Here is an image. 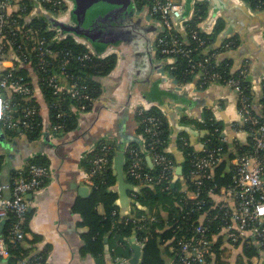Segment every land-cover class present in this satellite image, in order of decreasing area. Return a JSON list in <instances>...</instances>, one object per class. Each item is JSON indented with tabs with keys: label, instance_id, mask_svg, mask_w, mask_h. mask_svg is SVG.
<instances>
[{
	"label": "trees",
	"instance_id": "trees-1",
	"mask_svg": "<svg viewBox=\"0 0 264 264\" xmlns=\"http://www.w3.org/2000/svg\"><path fill=\"white\" fill-rule=\"evenodd\" d=\"M252 9L264 10V0H243ZM25 3L24 11L20 14H25L19 21L22 27L34 26L40 34L47 37L49 43L56 48H62L65 52H70L75 55L88 53L89 59L84 61H76L73 59L70 63L71 69L75 70L78 75L87 84L88 92L92 98V102L85 103L86 110L90 109L94 100L101 93V85L98 78L109 74L116 65V54L101 55L93 52L85 44L76 41L70 35H60L55 39L57 27L52 26L46 19L47 13L51 14L57 7L51 4H43L39 0H23ZM136 8L145 9L151 8V0H134ZM63 9H66L67 5ZM50 10V11H49ZM58 10V8H57ZM44 13V14H42ZM208 13V4L204 1L194 3L193 16L186 21L184 37L179 32L172 31L176 36H179L184 41L188 42L187 48L195 49L187 55H174L175 64L170 68L171 64L166 67L173 78L184 83L191 80L196 71L203 72L204 76L211 73H218L221 76V81L229 77L236 76L237 72L232 70L233 61L229 57L219 59L213 56V53H222L225 51L223 47L225 43L229 47H234L237 40L234 38H226L219 46L212 48V45L217 39L218 34L223 28V21L218 20L211 34L202 33L198 24L202 22ZM21 27V29H22ZM58 30V29H57ZM195 32V34H194ZM205 40V45L199 46L198 43ZM160 47L156 51V56L159 59H164L168 54L160 51ZM188 58H192L195 62L203 61L204 68L192 67ZM206 60V61H205ZM16 75H28L26 66L17 69ZM201 87L204 88L209 81L201 80ZM243 96L251 99V94L248 90L247 83L241 81ZM42 86V85H41ZM5 97L9 98V103L17 106V110L12 112V120L23 115V106L32 107L35 112L27 118V125L20 127L21 132L29 139L35 140L40 137L43 130L42 104L47 106L48 120L50 126H58V129L53 130L57 136H62L66 132L74 130L77 127V112L81 106L83 99L69 98L67 95H57L47 84L41 87V94L26 98L21 94L15 93L12 88L1 89ZM84 101V100H83ZM250 109H251V105ZM239 107H241L239 103ZM251 114L258 117L260 122L264 123V117L257 115L251 110ZM153 117L157 121V127L153 125L148 118ZM135 118L138 123L136 134L138 140H131L124 149L125 167L127 171L129 164L134 159H138L143 165V173H149L155 177V183L152 186H141L138 192L132 193V214L134 218L146 216L144 220L134 221V219L124 218L118 210L116 201L118 193L114 190L117 182L116 176L113 173L112 163L116 154L117 147L114 143L106 140H101L95 146L94 150L88 154L84 161V168L93 181L91 194L77 205V211L82 216L83 225L89 227V232L85 235L86 251H91L95 254H103L101 237L106 234L109 237L110 251L113 258L123 257L128 258L131 250L128 244V238L132 235L143 245L142 247V264H167V258L171 259L174 264H177L179 257L182 255L180 246L184 241L190 240L196 236L195 227L199 224L207 228V236L211 241L210 253L206 257L208 264H228L222 261V253L228 247H242L240 255L235 259V264H262L264 259V245L259 243V239L251 234L252 227L259 226L264 229V221L256 223L249 227V232L246 237H239L236 240L227 241L228 246H225L223 241L224 226L230 223V214L226 213V207L219 201L220 196L228 188H231L234 183V175L237 170V164H229L226 167V162H222V154L227 153L230 158L234 157L235 153L228 150L226 144L220 142L223 127L221 123L213 117L212 111L206 109L204 111V123L182 119L184 124L192 123L199 129L204 128L208 133L203 138L204 147L201 150H196L189 141V134L186 130H181L177 135V147L182 152L184 161L182 165V178L174 179V168L178 164L174 155L167 151L170 141L171 128L166 114L160 107L152 106L144 109L138 107L136 109ZM2 127L9 136L17 134V128ZM242 130L248 134L247 140L244 143L236 142L234 148L236 155H247L255 151L253 133L257 125L251 122H245L241 125ZM107 144V151H103L102 147ZM222 146V151L218 154L220 161L210 169H206V173H210V177H202L199 183L193 179L191 171L195 169L197 158L204 155L208 150ZM105 153L107 162L105 168L98 173H91L93 170L92 160L97 156ZM157 154L163 159L156 162L153 155ZM258 157L264 164V151L257 153ZM149 156L151 165L147 161ZM28 163H36L48 168L47 160L34 157L30 158ZM167 166L169 167L167 169ZM171 167V169H170ZM26 169V166L23 168ZM18 173L12 176L15 178ZM161 176V177H160ZM128 181L132 185H139L138 179L132 175H127ZM48 181L45 180L44 184ZM174 183V185H172ZM196 192L195 198H189V193ZM102 205L104 214L100 215L97 212V206ZM144 207V209L142 208ZM160 207L164 210V216L161 214ZM155 210V211H152ZM227 216H226V214ZM27 216L21 223L23 231L27 230ZM154 219H150L151 217ZM16 218L13 213H9L8 218L0 222V236L4 238L7 256H0V264H19V260L25 258L29 254L27 245L24 241H12L10 239V230L15 223ZM264 233V232H263ZM100 254V255H101ZM41 258V264L44 262V253L34 254ZM33 255V256H34Z\"/></svg>",
	"mask_w": 264,
	"mask_h": 264
},
{
	"label": "crops",
	"instance_id": "crops-1",
	"mask_svg": "<svg viewBox=\"0 0 264 264\" xmlns=\"http://www.w3.org/2000/svg\"><path fill=\"white\" fill-rule=\"evenodd\" d=\"M197 1L208 4L207 16L198 24L202 33L211 34L217 21H223V28L212 48L219 46L226 38L237 40L234 47L225 49L218 56L219 59L224 56L232 59V70L237 73L229 78L238 80L237 84L230 85L221 80L207 79L209 83L202 88V78L199 75L193 76L188 82H177L166 67L175 61L171 58L159 59L156 56L158 23L148 11L136 8L134 16L141 17V20L140 23L133 22L142 31L134 40V47H125V50L112 46L101 54L104 56L115 53L116 65L109 74L98 78L101 93L90 109L76 113L78 119L74 130L57 136L51 129L45 104H42L44 126L39 138L29 140L21 129L17 130L16 135L9 136L0 127V179L3 182L11 180L14 174L26 166L30 158L40 157L48 162V181L41 188L25 195L28 216L24 244L28 247V256L44 253L43 264H142L143 245L135 235L128 238L131 250L128 258H113L106 234L100 239L103 254L86 251L85 235L90 230L83 225L82 216L76 209L78 203L86 199L92 191L93 181L84 168L88 154L101 140L114 143L117 147L112 163L114 173L117 153L121 148L124 150L131 137L137 136L135 113L138 107H160L166 114L171 128L167 151L174 155L178 163L174 168V175L176 167H182L184 161L176 143L178 132L186 130L190 144L196 150L204 147L203 138L208 133L204 128H197L193 122L184 124L182 119L204 123L206 109L212 111L214 119L223 127L220 142L226 144L231 153H235L232 158L228 156V152L223 153L222 162H226V167L236 163L234 145L236 142L244 143L248 137L245 130L240 128L243 121L237 87L241 88V81L247 83L251 94V110L264 117V10L252 9L243 0H225L223 9L209 23L212 1ZM192 16L193 9L186 17L174 20L176 31L184 37L185 23ZM76 41L83 43L81 40ZM241 72L243 75L240 76ZM169 113L174 114L176 123L172 124ZM125 177L127 178L126 174ZM82 187H86L89 193L81 192ZM126 193L130 199L125 205L119 195L116 204L122 217L134 219L132 192ZM160 211L164 216L165 212L161 207ZM97 212L104 214L102 205L97 206ZM130 238L141 246L140 261L137 263L130 261L134 254ZM224 245L228 246V243L225 242ZM241 250V246L228 247L222 253L221 260L235 264ZM166 263L172 264V260L167 258Z\"/></svg>",
	"mask_w": 264,
	"mask_h": 264
},
{
	"label": "built area",
	"instance_id": "built-area-1",
	"mask_svg": "<svg viewBox=\"0 0 264 264\" xmlns=\"http://www.w3.org/2000/svg\"><path fill=\"white\" fill-rule=\"evenodd\" d=\"M39 1L58 8V10L56 8L54 12H51L53 17H62L68 11L67 0ZM151 1V8L148 12L159 25L157 49L160 47L162 53L168 54L166 58H171L173 61H175L174 55L176 54L189 57V53L196 48H187L188 42L172 33L176 30L174 20L180 19L184 11L183 2L181 0ZM63 5H67L66 9H63L65 7ZM24 9L25 3L23 0H0V122L3 123V127L6 126L12 129H20L22 125H27V118L34 114L35 109L23 106V115L15 121L12 120L11 114L17 110V106L15 107L9 103L10 97H5L1 89L12 88L15 93L29 98L40 95L41 87L47 84L52 88L54 94L83 99L84 101L82 100L79 108L73 107L78 111H85V103L90 105L92 102L87 84L75 70L71 69L70 65L73 59L76 61L89 59L88 53L75 55L65 52L60 47H53L47 37L40 34L36 27H22L19 18L25 15L20 14ZM55 29L56 39L59 36V29ZM205 43V40H201L198 45H205ZM227 46H229L228 43H225L223 47L226 48ZM220 54V52L217 53L216 58ZM188 60L192 67L197 66L205 69L203 61L195 62L192 58H188ZM174 64L173 62L170 68ZM22 66H26L28 75L15 74L17 69ZM195 75H199L203 80H221V76L216 72L204 76L203 72L196 71ZM241 75H243L242 72ZM223 81L230 85L238 83V80L234 78ZM237 94L241 105L240 113L243 123L251 122L257 125L253 133L255 151L251 154L235 157V164L238 167L234 175V185L226 189L220 196V201L226 207V213L230 214L231 219L230 223L224 226L223 229L224 242L233 241L239 237L245 238L250 233L249 227L251 225L261 224L262 220L264 221V164L257 155L259 151H264V123L260 122L257 116L251 114L250 103L248 98L243 96V89L237 87ZM148 120L155 125V128L157 127V121L153 117H149ZM59 127L60 125L52 126L51 129L55 130ZM221 147L210 149L197 158L195 169L191 171L196 183H199L202 177H210V173H206V169L212 168L220 161L218 154L222 151ZM107 149V144H104L102 150L107 151ZM153 157L156 162L163 159V156L160 157L157 154H154ZM106 162L107 158L103 152V154L92 160L93 170L91 173L101 172L105 168ZM125 173L126 176L130 174L138 179L139 185L134 186H152L155 183V177L149 173H143V165L138 159L131 161ZM49 177L48 168L36 163H28L26 169H20L15 178L8 182H3L0 179V222L5 221L9 213H13L16 218L10 230L12 241L23 242L26 238V232L21 227L28 209V201L25 195L41 188ZM188 196L189 198H195L197 193L192 192ZM146 218V216H140L134 218V221ZM150 219L152 220L154 217L152 216ZM206 232L207 228L201 224L195 227L196 236L184 241L180 246L182 255L179 257L177 264H208L206 257L210 253L211 241L208 239ZM263 232L264 229L259 226L252 227L251 230V234L257 237L262 245H264ZM7 254L5 240L0 236V256H7ZM41 263V258L35 255L26 256L19 260V264ZM172 264L174 263L172 262Z\"/></svg>",
	"mask_w": 264,
	"mask_h": 264
},
{
	"label": "water",
	"instance_id": "water-1",
	"mask_svg": "<svg viewBox=\"0 0 264 264\" xmlns=\"http://www.w3.org/2000/svg\"><path fill=\"white\" fill-rule=\"evenodd\" d=\"M67 1L69 3L68 11L62 17H53L49 13L46 15V19L49 23L59 29V36L70 35L77 40H81L93 52L100 54H104L105 51L112 46L122 47L125 50H127L125 47H134V39H136L137 36L135 35L136 31L133 29L132 24L136 22L140 23L141 20V17L137 18L134 16L136 13L134 0ZM181 1L184 4V11L181 18H184L193 9L194 3L197 0ZM211 1L213 6L209 23H211L215 15H218V12L223 9L225 3V0ZM124 32H131V34L123 35ZM123 44L127 46H123ZM169 117L172 124L176 123L174 114L169 113ZM17 130L19 131L20 129L18 128ZM131 140H138V137L133 136ZM147 161L151 165L149 156L147 157ZM124 167L125 153L121 148L114 159V175L117 179L114 190L117 191L123 205L130 199L126 191L138 192L140 190V187L134 186L128 182V179L125 177L126 173L124 174ZM181 176L182 167L179 165L175 169L173 181L178 177L182 178ZM172 185H174V183H172ZM81 192L88 194L89 190L86 187H82ZM129 240L131 246L134 248V254L130 261L137 263L140 261L141 246L134 243L132 238Z\"/></svg>",
	"mask_w": 264,
	"mask_h": 264
},
{
	"label": "flooded vegetation",
	"instance_id": "flooded-vegetation-1",
	"mask_svg": "<svg viewBox=\"0 0 264 264\" xmlns=\"http://www.w3.org/2000/svg\"><path fill=\"white\" fill-rule=\"evenodd\" d=\"M132 26H133V29L137 32L135 35H136L137 38H138V35L141 33L142 30H139L140 28H138L139 26L137 25V23H133ZM130 34H131V32H127V33L124 32V33H123V35H130ZM133 35H134V34H133ZM137 38H136V39H137ZM134 40H135V39H134ZM157 50H158V49H157V46H156V51H157Z\"/></svg>",
	"mask_w": 264,
	"mask_h": 264
},
{
	"label": "rangeland",
	"instance_id": "rangeland-1",
	"mask_svg": "<svg viewBox=\"0 0 264 264\" xmlns=\"http://www.w3.org/2000/svg\"><path fill=\"white\" fill-rule=\"evenodd\" d=\"M190 9H191V7H190ZM157 39H158V37H157ZM157 39H156V44H157ZM228 45H229V44H228ZM228 48H231V47L227 46L225 49H228ZM106 54H107V53H106ZM216 54H217V53H213V56L216 57Z\"/></svg>",
	"mask_w": 264,
	"mask_h": 264
}]
</instances>
